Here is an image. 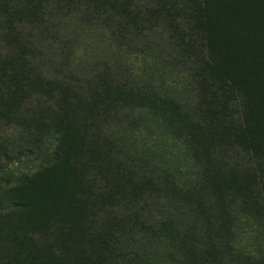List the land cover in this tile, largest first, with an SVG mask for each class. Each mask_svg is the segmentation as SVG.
I'll use <instances>...</instances> for the list:
<instances>
[{
    "label": "trees",
    "instance_id": "obj_1",
    "mask_svg": "<svg viewBox=\"0 0 264 264\" xmlns=\"http://www.w3.org/2000/svg\"><path fill=\"white\" fill-rule=\"evenodd\" d=\"M71 21L108 44L100 62L73 64ZM130 56L151 63L141 79ZM132 124L171 159L127 143ZM33 152L0 209V264H264L231 239L264 226V0L0 1V153Z\"/></svg>",
    "mask_w": 264,
    "mask_h": 264
},
{
    "label": "rangeland",
    "instance_id": "obj_2",
    "mask_svg": "<svg viewBox=\"0 0 264 264\" xmlns=\"http://www.w3.org/2000/svg\"><path fill=\"white\" fill-rule=\"evenodd\" d=\"M3 1V0H0ZM39 14V13H35ZM10 15V21L5 20V25L15 26V13L8 14ZM7 15V16H8ZM78 25L73 21L68 22L66 28H63L64 33L75 43V47L72 52V62L75 66L85 67L89 66L93 63L100 62V58L104 57V54L108 51V44L105 45L103 39L100 38L98 32L87 29H78ZM8 41L12 44L15 43V37L9 36ZM13 54V53H11ZM125 62L129 65L133 76L136 79H141L145 74V71L150 67V62L144 57H135L130 56L125 58ZM172 84V83H170ZM104 102L107 99H103ZM110 107H103L101 109L100 119L107 118V112H110ZM110 118L108 121L115 123L118 118L112 117L108 114ZM119 123V122H118ZM125 127V126H123ZM127 131L126 136L127 143L137 145L138 147H143L146 145L147 148L152 149L151 154L158 161H169L171 159L169 146L172 144L171 140H167V136H164L163 132L160 130L157 131L153 128H148L145 126H141L138 124L127 125L125 127ZM120 133H123V130H120ZM121 137V134H119ZM128 135V137H127ZM39 153L33 152L30 155L24 154V157H21L19 160L15 161V156H11L7 160L1 156L0 153V209H3L4 206L7 205V201L9 200V196L11 195V191L14 189L15 182H20L22 177L28 174L29 170L37 169L43 162V159L37 161L33 158L38 156ZM175 156V155H174ZM100 157V156H98ZM98 159V158H97ZM100 160V159H99ZM98 160V161H99ZM111 169H119L117 166H111ZM114 187H118V191L124 192L126 191L125 186L127 185H113ZM251 191H253L252 196L255 199L258 205L257 207L261 209V206L264 204V189L261 185H249ZM187 199V198H186ZM223 202L219 204L221 207H218L219 210L226 211L223 207ZM220 213V211H219ZM215 214V213H214ZM230 217V216H229ZM259 218L258 221H262V216L257 215ZM262 217V218H261ZM264 224V223H263ZM233 226L231 239L238 251L253 254L256 257L264 256V239L261 237V231L264 226L262 224L259 226L257 223H247V221H241L240 223H236ZM1 229V228H0ZM224 229V227H222ZM197 231V230H196ZM200 245V243H199ZM202 247V245H201ZM3 252L0 250V254ZM224 251H218L212 256L215 258L216 264H224L226 260H224ZM242 257L238 254H235L233 260L238 263L242 262ZM258 264V263H254Z\"/></svg>",
    "mask_w": 264,
    "mask_h": 264
}]
</instances>
